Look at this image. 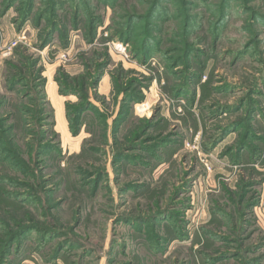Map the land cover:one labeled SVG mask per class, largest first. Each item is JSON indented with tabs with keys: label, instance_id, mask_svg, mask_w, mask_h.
<instances>
[{
	"label": "rangeland",
	"instance_id": "374dc122",
	"mask_svg": "<svg viewBox=\"0 0 264 264\" xmlns=\"http://www.w3.org/2000/svg\"><path fill=\"white\" fill-rule=\"evenodd\" d=\"M14 40L0 264H264V0H0Z\"/></svg>",
	"mask_w": 264,
	"mask_h": 264
},
{
	"label": "trees",
	"instance_id": "16d2710c",
	"mask_svg": "<svg viewBox=\"0 0 264 264\" xmlns=\"http://www.w3.org/2000/svg\"><path fill=\"white\" fill-rule=\"evenodd\" d=\"M75 11H76V14H75V18L74 19H79L78 20V28H79V25L80 24H82V21H83V18H84V15H85V13L83 12V9H81V13H82V15H81V18H80V13H79V11L77 10V9H74ZM152 16H154V14H152L150 17H152ZM94 19L93 18H90L89 20H88V24L90 25V26H88L89 27V29L91 30V26L92 25H96V23L98 22L97 20H95V22L93 21ZM26 23H29V21H28V17L26 16V17H24V16H22L21 18H20V25H21V27L22 26H24ZM85 26V25H84ZM64 30H66L65 28H63ZM73 29H77V26L76 25H74L73 26ZM68 30V29H67ZM90 30H87V33L90 35ZM54 31H56V29L55 28H53V29H51V31H50V33H55Z\"/></svg>",
	"mask_w": 264,
	"mask_h": 264
},
{
	"label": "built area",
	"instance_id": "2783aa9c",
	"mask_svg": "<svg viewBox=\"0 0 264 264\" xmlns=\"http://www.w3.org/2000/svg\"><path fill=\"white\" fill-rule=\"evenodd\" d=\"M12 43H13V44H12ZM15 45H16L15 40H14V42H11V43H9V44H4V45H2L1 48H0V50H1V55H2L3 57L9 55V54L11 53L12 48L15 47ZM117 48L120 49V48H122V46L118 45Z\"/></svg>",
	"mask_w": 264,
	"mask_h": 264
}]
</instances>
